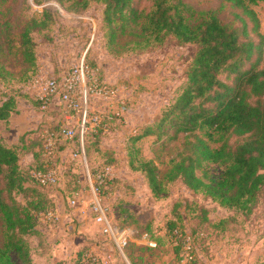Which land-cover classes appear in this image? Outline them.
Segmentation results:
<instances>
[{
    "label": "rangeland",
    "instance_id": "rangeland-1",
    "mask_svg": "<svg viewBox=\"0 0 264 264\" xmlns=\"http://www.w3.org/2000/svg\"><path fill=\"white\" fill-rule=\"evenodd\" d=\"M80 1L0 0V102L7 98L15 101V112L1 125L0 138L9 146L24 144L26 147L27 140L22 143L20 138L30 139L34 130H40L41 139L46 141L50 131L55 134L51 138L52 145H44L40 153L46 168L53 169L57 175L55 184L45 186L43 191L59 220L40 219L38 229H99L90 213L93 196L88 174L92 178L93 169L105 161L100 151L102 147L112 150L118 161L110 171V183L100 195L110 222L138 237L147 232L158 243L154 251L140 254L127 251L130 261L138 257L139 262L145 264H178L167 228L170 222L174 229L187 235L203 232L197 237L203 238L201 243L192 239L195 254L203 264H264V194L255 201L249 213L222 207L202 194L188 191L179 181L169 184L164 180L186 135L171 139V132H168L159 139L146 136L135 144L131 142L146 128L153 127L163 110L180 93L196 47L180 43L173 37L157 43L152 39L143 40L137 34H122L114 44L107 45L103 5L90 1L76 12L72 6ZM136 1L139 10H150L152 0ZM181 1L194 11L190 19L192 25L207 11L215 12L224 23L231 19L228 6L221 5L218 0ZM249 7L258 19V35L251 34V38L255 44L261 42L260 67H264V4L259 2ZM31 18L44 26L32 34L34 66L22 61L18 49L19 31ZM85 57L99 64L103 81L114 86L107 88L112 94L86 96L80 113L68 109L57 95L44 104L40 93L46 81L56 79L60 84ZM87 82L84 73V83L78 85L77 90L83 92L84 85L88 88ZM123 105L124 111L120 108ZM119 108L122 111H118ZM84 111L88 117L106 112L119 113L122 117L118 129L100 136V150L94 144L79 141L89 133L87 129L83 135L79 134ZM61 128L72 130L76 137H57ZM193 135L203 136L201 132ZM87 137L91 136L86 135L85 140H89ZM240 140L233 137L230 142ZM210 145L217 147L214 142ZM19 156L22 167L33 162V157L22 151ZM132 160L135 164L151 161L155 165L162 183L161 194L151 193L144 175L130 168ZM205 171L208 177L216 178L221 168L208 165ZM197 175L201 176L202 172ZM200 208L206 210V219H201ZM176 211L177 218L174 217ZM111 246L112 256L123 260ZM84 251L98 259L94 252Z\"/></svg>",
    "mask_w": 264,
    "mask_h": 264
},
{
    "label": "trees",
    "instance_id": "trees-1",
    "mask_svg": "<svg viewBox=\"0 0 264 264\" xmlns=\"http://www.w3.org/2000/svg\"><path fill=\"white\" fill-rule=\"evenodd\" d=\"M90 1L104 7L107 45L114 44L122 34H137L143 40L152 39L157 43L173 37L180 43L196 47L180 93L163 110L155 125L133 137L131 142L135 144L146 136L159 139L168 132H171V139L186 135L177 157L170 162L164 177L166 183L179 181L188 191L202 194L222 207L249 213L255 201L264 194V67H260L261 42L255 44L251 38V34L258 35L259 23L249 6L259 2L264 4V0H218L230 9L229 22L224 23L215 12L207 11L194 25L190 24L194 11L181 0H152L147 12L137 8L136 0H82L72 9L77 12ZM41 28H44L43 24L31 18L19 31V54L22 61L31 66L36 64L32 34ZM84 64L89 79L98 87L114 88L103 81L102 69L97 62L85 57ZM123 106L120 107L122 110ZM120 108L117 110L122 111ZM13 112L15 101L12 98L0 102V127L9 121ZM99 114L104 119L98 126L90 125L89 133L82 138L83 144L89 142L98 150L100 136L118 129L122 120L119 113ZM196 132L203 136L193 135ZM49 133L52 135L54 131ZM40 134V130H34L30 139L22 136L20 141L27 140L26 147L24 144L9 146L0 138V264H32L28 239L38 234V221L44 220L46 213H55L44 194L45 186L33 178L34 173L48 169L40 153L47 141L43 139L44 142ZM86 135L91 136L87 137L89 140H85ZM233 137L241 140L231 143ZM212 142L217 147H211ZM20 151L33 157V162L23 166L25 168L20 164ZM100 151L105 161L93 169V177L118 164L112 150L101 147ZM88 153L86 148L87 157ZM129 165L144 175L153 195L163 192L157 169L151 161L135 164L132 160ZM208 165L221 168L218 177H208L205 171ZM197 172L202 175L198 176ZM109 183L108 179L104 181L101 193ZM199 211L201 219H206V210L200 208ZM174 213L177 218L179 213ZM167 228L180 264V249L187 234L174 229L170 222ZM142 234L155 243L156 250L155 239L147 232L140 236ZM199 234L203 232L197 236L189 235L191 240L201 243L203 238H197ZM135 248L143 252L149 249L129 244L124 251L126 259L130 264H145L138 258L128 259L127 251ZM86 252L78 253L75 264L83 263Z\"/></svg>",
    "mask_w": 264,
    "mask_h": 264
},
{
    "label": "built area",
    "instance_id": "built-area-1",
    "mask_svg": "<svg viewBox=\"0 0 264 264\" xmlns=\"http://www.w3.org/2000/svg\"><path fill=\"white\" fill-rule=\"evenodd\" d=\"M84 73H86L88 80V88L84 85L83 92H81L77 90V86L84 83ZM43 86L44 87L41 89L42 91L40 93V99L44 104H47L51 97L57 95L62 104L66 105L71 111L77 113L82 111V102H85L86 96H96L101 94H103V96H110V94H112V91L107 89L108 87H98L94 81L89 79L88 69L84 64V58L81 59L78 66L71 73H69L68 77L60 84L57 83L56 79H51L46 81ZM82 113L79 130L80 135H83L90 125L98 126L104 119L102 114L88 117L85 111ZM54 135H50L49 139H47V145L49 147L52 145L51 138H53ZM56 136L66 139H73L75 137L74 132L66 128H61ZM80 142H82L81 138ZM110 171L111 169L108 168L105 171L96 174L95 177L92 176V178L88 174V181L90 183L91 194L93 196L90 203V213L93 216L94 223L99 226L100 235L107 239L115 247L122 258L126 260L124 251L128 245L133 242V239L135 238L134 233L128 229H118L113 226L108 218V209L100 199L101 186L104 184L106 179H109ZM33 177L42 186L55 184L57 180L56 172L49 168L46 171L34 173ZM44 220L48 222H57L59 218L56 213L48 212L44 215ZM140 244L146 248H156L155 243L151 242L146 234H142L140 236ZM97 263L98 262L94 254L91 252L85 253L82 264ZM180 264H203L195 254L193 242L189 235H187L182 242Z\"/></svg>",
    "mask_w": 264,
    "mask_h": 264
},
{
    "label": "crops",
    "instance_id": "crops-1",
    "mask_svg": "<svg viewBox=\"0 0 264 264\" xmlns=\"http://www.w3.org/2000/svg\"><path fill=\"white\" fill-rule=\"evenodd\" d=\"M37 230L38 234L29 239L32 249V264H75L78 253L83 249L94 252L98 256L97 260H100L98 264H130L127 259L118 261L112 256L113 254L110 253L113 251L111 243L100 235L99 229ZM130 244L135 247H144L140 244V236H135ZM130 252H132L131 254H140L143 251L135 248Z\"/></svg>",
    "mask_w": 264,
    "mask_h": 264
}]
</instances>
